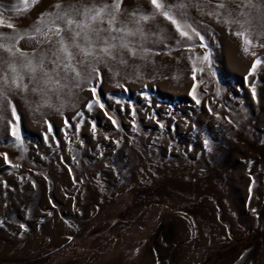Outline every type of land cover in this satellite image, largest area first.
I'll list each match as a JSON object with an SVG mask.
<instances>
[{
  "label": "rangeland",
  "instance_id": "374dc122",
  "mask_svg": "<svg viewBox=\"0 0 264 264\" xmlns=\"http://www.w3.org/2000/svg\"><path fill=\"white\" fill-rule=\"evenodd\" d=\"M158 2L0 0V264H264V0Z\"/></svg>",
  "mask_w": 264,
  "mask_h": 264
},
{
  "label": "snow or ice",
  "instance_id": "6c2138e0",
  "mask_svg": "<svg viewBox=\"0 0 264 264\" xmlns=\"http://www.w3.org/2000/svg\"><path fill=\"white\" fill-rule=\"evenodd\" d=\"M151 2H152V4H153L154 8H156L158 11H161V10L163 9V7H164V5H163L162 3H160V2H158V0H151ZM25 3L27 4V0H25ZM114 6H115V8H116L117 10L119 9V3H118V2H117ZM185 6H186V5H185V4L182 2V0H181V2L178 3L175 7L179 9V8H183V7H185ZM218 6H219V7H224L223 4H220V5H218ZM56 7H57V8H60L61 6H60L59 4H57ZM108 7H109L108 5H104L102 8L96 9V14L93 15V16L91 17V19H92L93 21L97 20V19L101 16V14H102L105 10L108 9ZM25 10H27V7L25 8ZM91 11H92V9H86V11H85V15H87V14H88L89 12H91ZM162 14L164 15V17H165L166 19H168L169 21H171V23L174 24V25L176 26L177 31L180 32V35H181V36L191 38V37L189 36V33L183 30L181 23L176 19L175 15L169 14V12H167V11H162ZM66 15H67V13H65L64 16H57V17H56V20H64ZM181 15H183V14L181 13ZM149 18H150V17H149V16H146V15L141 17V19H143V20H148ZM114 19H115V17H113V20H114ZM56 20H53L52 23L55 24V23H56ZM73 23H74L73 20H71V19H68V20H67V24H68V25H71V24H73ZM109 24H110V25L112 24V20L109 21ZM8 26H9V27H13L12 25H8ZM85 26H86V25H85ZM187 27H191V26H190V25H187ZM112 30H114V31H122L121 29H112ZM36 31L38 32V31H39V28H37ZM60 31H61V29H59V28L56 29L57 34H59ZM193 31H195V30L193 29ZM127 34H128V35H133V33H127ZM196 34L199 35V33H196ZM236 34L239 35V36L245 37L244 42H245L246 45H251L252 41L246 38L244 32H238V33H236ZM76 35L79 36L80 33L78 32V33H76ZM96 35H97V40L102 39V38L100 37V35H99V32H97ZM85 39H86V41L89 43V45H92V44L94 43V42H93L91 39H89L87 36H85ZM112 39H115V37H113ZM201 39H203V38L201 37ZM103 43H104L105 46L102 47V48L100 49L101 53H103V54H105V55H108V56H111V55H112L111 49H112V48H115L116 45H115V44H112V43H109L108 40H104ZM202 46H205V47H206V45H202ZM77 47H79V46L77 45ZM121 47L126 48V47H128V45L122 43V44H121ZM7 50H8L9 52H11V49H10V48L7 49ZM244 50H245V52H247V51H248V48L245 47ZM61 51H63V52L66 53V58H67V63H64V64L62 65L63 68H64V70H65V72H68V71L76 72V68H75V66L71 63V61H72V54H71L70 52H68L67 46H65V45L63 44V42H61ZM80 51L83 53V56H84V57H88V56H93V55H94V51H93V48H92V47H89V48H86V49L82 48V49H80ZM132 54L135 55L134 52H133ZM208 58H209L208 56H205V57H204L205 60H207ZM81 63H83V61H81ZM260 63H261V61L258 59V60L254 63L252 71H255V69H256V65H257V64H260ZM58 66H59V65H58ZM27 67H29L30 70H31L33 73L36 71V68L33 67V66H31V62H29V65H27ZM40 67L42 68V64L40 65ZM13 71H15L14 68H13ZM93 71L96 72L97 75H98V69H96V68L93 67ZM46 75H47V74H46ZM76 75H77V77H78V76L80 75V73H79V72H76ZM21 79H22V78H21ZM5 80H6V78H5ZM14 83H15V81H14ZM57 83H58V81H57ZM16 86L19 87L20 85L17 83ZM26 87H27V86L25 85V88H26ZM93 91H95V89H93ZM0 96H2L3 99H7L6 94H4L2 91H0ZM197 103H199V101H197ZM91 106H92V105H91V103H90V104L88 105V107L91 108ZM0 107H2V103H0ZM101 107H102V105H101ZM12 110H13V113H14V112H15V108H14V106L12 107ZM13 135H15V133H13Z\"/></svg>",
  "mask_w": 264,
  "mask_h": 264
}]
</instances>
